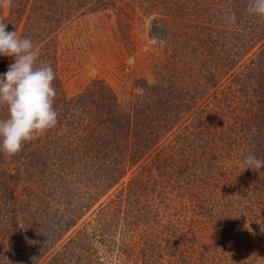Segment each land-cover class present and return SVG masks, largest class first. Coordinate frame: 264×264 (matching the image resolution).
Wrapping results in <instances>:
<instances>
[{
	"label": "trees",
	"instance_id": "obj_1",
	"mask_svg": "<svg viewBox=\"0 0 264 264\" xmlns=\"http://www.w3.org/2000/svg\"><path fill=\"white\" fill-rule=\"evenodd\" d=\"M135 1L92 6L126 15ZM87 2L11 3L8 31L31 39L39 60L56 73L58 120L16 155L0 151V209L3 198L12 201L0 220V264L147 263L165 235L183 238L173 252L185 254V237L197 231L185 233L181 220L185 189L192 222L203 218L201 232L217 220L208 229L214 240L228 225L234 233L217 241L218 264H264V208L257 207L264 204L255 200L264 199V167L240 172L246 156L264 160V18L248 14L250 0H152L162 16L185 14L195 29L167 54L166 73L154 84L144 81L143 93L128 102L102 81L68 97L53 62L60 34ZM194 8L198 20L187 15ZM4 11L0 0L5 23ZM6 59L0 57V73L8 70ZM7 117L0 106V119ZM225 240L234 244L231 250ZM213 244L201 242L198 256L217 260Z\"/></svg>",
	"mask_w": 264,
	"mask_h": 264
},
{
	"label": "rangeland",
	"instance_id": "obj_2",
	"mask_svg": "<svg viewBox=\"0 0 264 264\" xmlns=\"http://www.w3.org/2000/svg\"><path fill=\"white\" fill-rule=\"evenodd\" d=\"M12 1L3 0L5 6L4 19L5 23L8 24V29L10 28L11 22L10 13ZM95 1L98 0H90L89 4L87 2L81 13L76 16V20L60 34L57 42V61L53 62V65L56 67L64 91L68 97L77 96L85 92L94 82L102 81L116 93L121 102H128L133 99L132 96L143 93L140 85L144 81L149 84H154L159 75L166 73L163 67L168 63L167 54L178 50V44L181 46L183 43L182 35H188V37L193 36L195 29L187 26L188 22H186L187 17H185V14L176 16L175 13L168 12L167 15L162 16L161 13L166 12L153 8L152 0H145L143 2L136 0L133 3L134 5H130L126 15L117 13L115 11L116 8L99 6L101 9H97V5L92 6ZM224 7L225 5L222 6V8ZM218 8L217 5L214 7V9ZM192 13H195L193 20H198L195 8L194 11H189L187 15L189 16ZM161 18L165 19L162 21ZM232 23L230 21L231 26ZM232 28L236 29L237 27L233 26ZM164 30H167L168 33ZM253 54L249 52L245 56L244 61L251 58ZM6 60V69H8L12 60L10 58ZM231 167L233 169L235 166ZM262 170L258 169L254 170V172L261 173ZM249 171L251 170H246L244 166V169L240 172L246 174ZM240 172H238L237 176ZM235 174H233V179L235 178ZM241 178L244 179V177ZM237 183L242 184L241 179H238ZM189 197V191L185 189V201L182 202L184 211L181 220L185 224V233L189 229L192 231L194 227L197 231L192 237H185V254L173 252L175 242L177 241V244H179L183 238L165 235L161 237L163 244L160 252L155 253L150 262L143 263L142 261L140 264L219 263V256L216 253L223 252L220 250V246L217 245V241L228 238L230 234L234 233L231 231L230 225H228V229L226 227L223 232L216 230L215 237L217 238L215 239L217 240H214V231H208V229H214L213 225H215L217 220H213V222L209 221L210 223H208L206 231L201 232L198 228L203 223V218L197 215V225L194 224L195 222H192L191 214L188 213V206L190 205H187L190 199ZM234 197L238 201V194ZM255 200L257 203L264 204L263 197ZM242 202L244 204L241 206L246 209L249 205L247 204L248 199L244 198ZM1 204L0 220L2 219L3 211L7 207H12V201L9 198H3ZM257 207H260V209L264 208V206ZM248 213L250 212L246 210L245 214ZM207 214L216 219L212 211H209ZM261 232L260 228L258 233ZM169 241H174V243L171 244ZM201 242L208 245L214 243L210 247V254L216 256L217 260L208 254V256L206 255L208 258L205 255H202L203 258L198 256L201 253L198 251V245ZM231 244L225 240L223 245H225L226 250H231L229 247L234 245Z\"/></svg>",
	"mask_w": 264,
	"mask_h": 264
},
{
	"label": "clouds",
	"instance_id": "obj_3",
	"mask_svg": "<svg viewBox=\"0 0 264 264\" xmlns=\"http://www.w3.org/2000/svg\"><path fill=\"white\" fill-rule=\"evenodd\" d=\"M247 12L264 18V0H250ZM230 19L235 22V15ZM39 56L40 50L31 39L8 31V24L0 22V57L14 61L0 73V106L8 110V117L0 119V151L8 156L16 155L26 142L57 124L53 87L56 73ZM242 163L246 170L264 167V160L254 155L246 156Z\"/></svg>",
	"mask_w": 264,
	"mask_h": 264
}]
</instances>
